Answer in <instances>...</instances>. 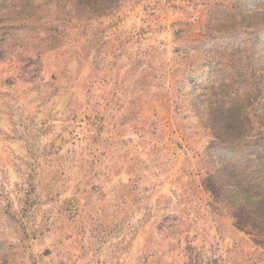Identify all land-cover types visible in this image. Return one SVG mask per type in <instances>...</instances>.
<instances>
[{
	"label": "rangeland",
	"instance_id": "obj_1",
	"mask_svg": "<svg viewBox=\"0 0 264 264\" xmlns=\"http://www.w3.org/2000/svg\"><path fill=\"white\" fill-rule=\"evenodd\" d=\"M114 76L168 99L149 132L124 118L159 148L112 193ZM56 77L52 141L0 147V264H264V0H0V84L54 94Z\"/></svg>",
	"mask_w": 264,
	"mask_h": 264
},
{
	"label": "crops",
	"instance_id": "obj_2",
	"mask_svg": "<svg viewBox=\"0 0 264 264\" xmlns=\"http://www.w3.org/2000/svg\"><path fill=\"white\" fill-rule=\"evenodd\" d=\"M49 77V74L43 76L42 82L44 85H48ZM137 78L129 77L127 79L125 76L120 78L114 76L109 77L108 81L102 84L108 90V94L105 95L103 100L109 104L107 110L104 106L102 110H106L111 116L109 121L110 130L108 131L110 135L109 148L107 149L108 159L104 165L107 166L106 188L112 193L119 189L135 188L136 185L133 182L136 181V175L131 168V158L143 154V151L149 153L148 151L151 148H159L155 142L151 143L152 141H140V143H136L134 142L136 134L135 136L124 135L122 131L124 118L131 116L134 118L132 123L135 129L140 132L143 130L144 132H149L147 129L151 124L150 118L159 117L161 112L166 111L163 102L168 98L164 97L163 94H157L155 92V89L159 85L154 82L150 84L151 89L149 90V85H141ZM64 79L62 77H56L54 79L58 85V91L54 94L46 92L40 95H34L30 91L33 88L31 87V83L27 82L26 84H22L20 80L13 85L3 82L0 84V90L2 91L0 94L1 148L8 146V144L18 146L22 145V143H28V139H25L26 137L19 136L22 130L24 133L30 131L33 133L37 129H42L41 141L44 144L52 141L54 137L51 135L50 125L52 120L58 118V122H61V118L65 115L66 111L68 93L63 86L65 85ZM75 81L76 86L82 79L77 78ZM99 85L95 83L96 91L99 89ZM141 86L145 88L142 89ZM74 91H78L77 87H74ZM11 95L14 96V99L11 101L14 107L21 106L22 108L21 111L17 109L15 114H12V109L9 110L4 105V99L11 97ZM96 96H98V92H96ZM73 98L75 101L74 107L81 108V103L83 102L82 93L75 92ZM27 117L30 120L37 118L39 121L41 120V123L35 129L34 127H30L29 124L25 127L22 124L24 123L22 119H26ZM146 173L148 172L146 171Z\"/></svg>",
	"mask_w": 264,
	"mask_h": 264
},
{
	"label": "trees",
	"instance_id": "obj_3",
	"mask_svg": "<svg viewBox=\"0 0 264 264\" xmlns=\"http://www.w3.org/2000/svg\"><path fill=\"white\" fill-rule=\"evenodd\" d=\"M243 119V118H242ZM246 135V132H243V135L241 136L242 138ZM241 139V138H240ZM232 145V142L229 144Z\"/></svg>",
	"mask_w": 264,
	"mask_h": 264
}]
</instances>
